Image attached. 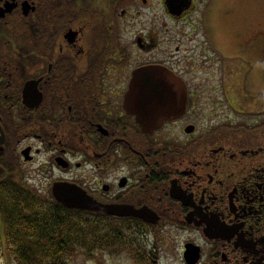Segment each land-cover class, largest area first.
<instances>
[{"label": "flooded vegetation", "instance_id": "af4514ba", "mask_svg": "<svg viewBox=\"0 0 264 264\" xmlns=\"http://www.w3.org/2000/svg\"><path fill=\"white\" fill-rule=\"evenodd\" d=\"M240 3L0 0V183L69 181L132 206L139 215L114 216L163 233L149 264H190L191 249L194 264H264L263 104L230 108L248 53L223 21ZM137 78L174 79L183 112L143 131L125 105Z\"/></svg>", "mask_w": 264, "mask_h": 264}, {"label": "trees", "instance_id": "16d2710c", "mask_svg": "<svg viewBox=\"0 0 264 264\" xmlns=\"http://www.w3.org/2000/svg\"><path fill=\"white\" fill-rule=\"evenodd\" d=\"M0 184V225L5 227L9 264H75L79 255L91 257L97 250L132 244L130 234L144 242L125 218L66 207L51 192L41 193L20 180ZM140 257L146 263L147 256Z\"/></svg>", "mask_w": 264, "mask_h": 264}, {"label": "rangeland", "instance_id": "374dc122", "mask_svg": "<svg viewBox=\"0 0 264 264\" xmlns=\"http://www.w3.org/2000/svg\"><path fill=\"white\" fill-rule=\"evenodd\" d=\"M240 1L242 3V0ZM244 2V5L242 3V7L241 3L239 4L241 11H238L237 9L235 12L236 14L232 15L230 18H225L223 21V26L227 35L224 32L223 33L227 38H230V43H237L240 35L243 43L246 44L248 58L251 59L245 60V68L239 65V67L235 68L234 64H232L235 68L232 69L233 74L239 73L243 78H245L247 74V82L242 85H238L237 89H233L235 106L230 108L231 111L233 108L234 113L236 114H240L241 110L251 107L250 104H254L255 101L259 100L262 104H264V0H244ZM243 15L245 18L241 23ZM231 59L234 60L236 57L231 55ZM30 166L32 165H24L25 168ZM16 171L20 174L19 168H17ZM31 171H36L35 164L31 170H27L28 173ZM19 177L23 182L27 183L21 175H19ZM45 180V178L41 177V179L37 181L33 176L30 180H28L27 184L33 186L39 192L46 194L48 191L50 192V189ZM0 234V264H9L10 252L3 222L0 225ZM162 234L163 233L156 232L152 236L149 234L144 235V237H142L144 238L142 239L144 242L139 241V239H136V235L131 234L130 237H135V239H130L132 241L134 240L133 243L130 242L132 244L122 246L116 250H97L91 257H87L82 254L76 257L74 261L75 264H141L140 256H147L145 254L146 248L149 246V241H159ZM173 234L175 233L173 232ZM172 236L175 237V240H179L183 237V235H181V237H177L176 234ZM165 256L166 255L162 254L160 264H173L167 262ZM142 264L148 263L146 261V263Z\"/></svg>", "mask_w": 264, "mask_h": 264}, {"label": "water", "instance_id": "95a60500", "mask_svg": "<svg viewBox=\"0 0 264 264\" xmlns=\"http://www.w3.org/2000/svg\"><path fill=\"white\" fill-rule=\"evenodd\" d=\"M139 79L137 78L131 85L125 105L128 111L136 116L143 131L150 132L153 128L161 125L170 113H175L170 111L173 108L183 112L187 97L186 89L184 87L173 88L171 83L174 85V79L166 78V80H162L163 82L161 81L162 84L157 82L155 89L137 86ZM52 193L59 202L69 208L101 210L113 215H139L132 206L105 204L98 201L82 186L74 182L57 181L52 186ZM140 217L152 222L158 220V217L152 215L142 214ZM197 259V249H191L190 263L194 264Z\"/></svg>", "mask_w": 264, "mask_h": 264}]
</instances>
